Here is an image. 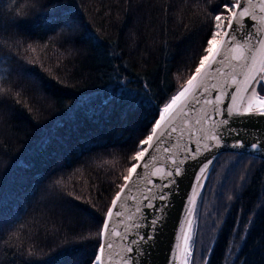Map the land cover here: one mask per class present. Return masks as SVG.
Segmentation results:
<instances>
[{
	"label": "trees",
	"instance_id": "1",
	"mask_svg": "<svg viewBox=\"0 0 264 264\" xmlns=\"http://www.w3.org/2000/svg\"><path fill=\"white\" fill-rule=\"evenodd\" d=\"M226 2L0 0V264H91L139 141ZM204 258L264 264L263 158L216 161L191 264Z\"/></svg>",
	"mask_w": 264,
	"mask_h": 264
},
{
	"label": "water",
	"instance_id": "2",
	"mask_svg": "<svg viewBox=\"0 0 264 264\" xmlns=\"http://www.w3.org/2000/svg\"><path fill=\"white\" fill-rule=\"evenodd\" d=\"M245 7L249 8V16L244 19L251 23L252 27H248L246 23L236 31V44L228 50V59L219 75L211 81L216 85L217 90L214 91L210 84L207 95L204 97L214 101L215 97L220 95L219 103L214 105L204 103L202 100L199 104H193L191 110L186 109L188 113L186 118L179 117L175 121L177 131L166 135L155 151L150 149L149 166L141 171V178L136 180L131 190V198L123 201L122 194V201H118V204L124 203L121 209L122 217L110 220V225L115 231L126 238L107 233L103 236V242H111L113 245L103 254L106 264H123L121 257L128 259L129 264H185L186 261L187 264H191L199 199L219 156L226 152H236L264 159V116L228 115L225 110L231 108L234 112L243 113L251 103L253 112H256L260 110L261 101L264 100V93L259 91L260 84L264 83L261 79L264 76V44L259 42L261 37L257 36V30L264 27V19H261L264 17L261 7L264 6L259 4V0H253L251 5L245 4ZM252 17L255 19L253 20ZM228 21L217 40L224 39ZM243 57H247V60ZM194 74L195 72L190 78ZM233 76L240 82L239 90L232 83ZM246 77L250 83L245 82ZM188 80L170 98L178 91L187 88ZM222 92L229 95L225 96L221 94ZM186 95H190V92ZM233 96L235 99H232ZM170 98L160 107V110ZM217 107L224 115H216ZM157 119H159V113ZM202 119L206 120V123H197ZM224 119L229 121L226 127L221 124ZM216 125L220 126L222 136L219 146L210 139H203L210 130H216ZM238 140L243 141V146L234 147V143ZM205 143L209 145L208 149L204 148ZM252 143H257L259 146L253 148ZM146 147L148 145L143 148ZM165 147L169 149L168 152L164 151ZM189 150L194 153V159L189 155ZM186 156L187 159H185ZM146 158H148L147 154ZM174 159L184 161L181 165L183 174L174 177L175 185L162 188L161 186L167 182L166 172L174 168L172 163ZM137 163H143V161H136L134 164ZM130 175L134 177L135 173L128 174ZM197 177H199L198 180ZM131 182V179L124 180L118 191ZM149 188L154 195H159L161 191L167 193L168 200L164 202L158 199L145 200L144 197L148 195ZM149 203H154L157 207H149ZM165 203L167 206L161 210V206ZM138 208L139 212H137ZM156 217H161L162 222L153 227L152 220ZM140 235L147 238L143 242L134 243L139 240ZM100 242H102L101 237ZM128 247L133 249L131 253L126 251Z\"/></svg>",
	"mask_w": 264,
	"mask_h": 264
},
{
	"label": "snow or ice",
	"instance_id": "3",
	"mask_svg": "<svg viewBox=\"0 0 264 264\" xmlns=\"http://www.w3.org/2000/svg\"><path fill=\"white\" fill-rule=\"evenodd\" d=\"M253 0H228V2L224 3L222 5L223 13L224 14H230L231 20L228 21L227 24V31L224 32V39L223 40H217L216 37L218 35L217 32L211 33V38L207 39V47L204 48V51L207 53V55H204L199 60V66L195 68V74L187 81V88H184L183 90L178 91L175 95H173L169 102L166 103L162 110H159V119H156L150 134L147 135L146 139H142L139 141V145H148L146 148H142V150H138L135 152L133 159L137 162L143 161V163H137L133 164L130 168H128L129 174L135 173L134 177L126 176L124 177L125 180H130L131 183L126 184L124 187L121 188V191L116 192L115 198L111 201V207L107 209V212L105 214V218L102 221V228L100 230V237L101 241L98 244V252L94 254V259L92 260L91 264H106V258L104 257V252L106 249H111L113 247L111 242H103V236L105 233L109 235H115L121 238H126L122 236L121 233L116 232L115 229L110 225V220H113L114 218H121L122 212L121 209L124 207V203L121 202L118 204V201H122V194H123V201H127L130 199V193L132 188L135 186L136 180L141 178V171L144 168H147L149 166V158H151V152L156 150V147L160 144V142L163 140V138L166 135H170L172 133H175L177 131V128L175 126V121L179 117H187L188 113L187 110H191L193 107V104H199L203 100L204 103H211V104H218L220 101V95H217L215 97V100H207L204 99L206 97L207 92L209 90V85L211 84L212 89L215 91L216 85L211 83L212 78H214L216 75H219L222 66L224 65L225 61L228 59L227 52L230 48L233 47L234 44H236V37L235 33L238 29L242 28L246 23L248 27H252L251 23H248L245 21V17L249 16V8L245 7V4L251 5ZM259 4L264 6V0H259ZM261 11H264V7H261ZM214 19L216 21L221 20V15L217 14L215 15ZM254 20L255 17H252ZM261 19H264L262 17ZM216 27H221L220 25H217ZM257 36L261 37L260 43L264 44V27L257 30ZM245 60H247V57H243ZM247 67V65H245ZM199 77V79H198ZM253 79H255L253 77ZM262 80H264V76L261 77ZM245 82L250 83L248 81L247 77L245 78ZM232 83L236 85L237 90H239L240 82L236 80L235 76L232 78ZM259 83V81H257ZM255 88H253V92H255ZM190 92V95H186ZM203 94V96H202ZM225 96H228V93H221ZM183 98V100H182ZM232 99H235L233 96ZM178 102H180L178 104ZM262 107L260 110L253 112L252 104L249 103L248 106L244 109L243 113L240 112H234L231 108H226L228 115H259L264 116V100L261 101ZM217 116L224 115L223 112L220 111V109L217 107L215 109ZM167 114V116H166ZM197 123H206V120H198ZM221 124L223 126H227L229 124V121L227 119H224L221 121ZM215 131H209L208 135L203 137V139H210L215 142L216 146H219L222 140V136L220 135V126H215ZM238 135V133H237ZM234 147H241L243 146V141L238 140L234 143ZM253 148H257L259 145L257 143H252L251 145ZM204 148L208 149L209 145L207 143L204 144ZM165 152H168L169 149L165 147ZM146 154L147 157L146 158ZM189 155L194 159L195 155L194 153L189 150ZM188 157L186 156L185 159ZM172 163L174 165V168L172 170H169L165 174L166 183H164L161 187L162 188H170L171 186L176 184V179L174 177L181 176L183 174V170L181 165L184 163L183 160H172ZM207 167V165H205ZM203 171V169H201ZM155 175V173H153ZM199 177H197V180ZM151 183V182H150ZM168 194L161 191L159 195L152 194V189H148V195H145L144 199L147 201H151L154 199H158L162 202L168 200ZM149 207H157L154 203H149ZM166 203L161 206V210L163 207H166ZM137 212H139V208L137 209ZM162 222L161 217H156L152 220V226L156 227ZM147 237L144 235L139 236L138 241H134V243H140L143 242ZM128 253H131L133 249L131 247H128L126 249ZM121 260L123 261V264H129L128 259H125L121 257ZM187 264V261L185 262ZM204 264H208L207 258H204Z\"/></svg>",
	"mask_w": 264,
	"mask_h": 264
},
{
	"label": "rangeland",
	"instance_id": "4",
	"mask_svg": "<svg viewBox=\"0 0 264 264\" xmlns=\"http://www.w3.org/2000/svg\"><path fill=\"white\" fill-rule=\"evenodd\" d=\"M216 32L218 33L216 39H218L219 36H220V34H221V27H218V29H217ZM240 245H241V244L236 245V247H234V251H237V250L239 249ZM231 251H232V250L230 249L229 253L227 254V255H228V259H230V260H232L233 257H234L233 251H232V253H231Z\"/></svg>",
	"mask_w": 264,
	"mask_h": 264
},
{
	"label": "flooded vegetation",
	"instance_id": "5",
	"mask_svg": "<svg viewBox=\"0 0 264 264\" xmlns=\"http://www.w3.org/2000/svg\"><path fill=\"white\" fill-rule=\"evenodd\" d=\"M260 92L264 93V83H261L259 86Z\"/></svg>",
	"mask_w": 264,
	"mask_h": 264
}]
</instances>
